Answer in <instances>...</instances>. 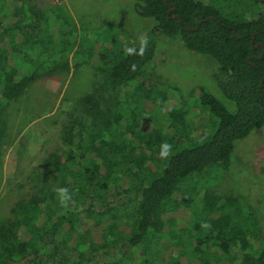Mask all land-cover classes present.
<instances>
[{
  "label": "trees",
  "instance_id": "1",
  "mask_svg": "<svg viewBox=\"0 0 264 264\" xmlns=\"http://www.w3.org/2000/svg\"><path fill=\"white\" fill-rule=\"evenodd\" d=\"M215 1L135 0V13L155 23L154 30L145 35L147 51L143 56H128L125 46L139 49L140 44L117 41L114 50L100 56L109 66L113 97L136 105L131 120L122 122L116 111L111 119L100 122L101 128L93 127L94 123L87 130L81 123L68 127L63 150L53 152L49 162L58 174V187L73 192L75 204L62 209L54 192L41 199L44 206L26 205L13 230L1 231L2 239L11 245L0 249V264H92L99 251L110 247H141L150 231L165 233L169 223H175L165 214L186 205L181 192L187 179L212 167L228 170L235 143L264 128V51L260 46H264V9L247 17L233 9L225 12ZM9 3L0 0V113L32 84L38 71L31 69L25 47L35 48L40 9L30 1L27 7L15 1L9 11ZM259 3L264 5V0H253L255 6ZM158 40H177L187 50L214 59L211 77L235 111L230 113L205 88H198L200 104L212 117L207 128L194 134L181 103L178 109H165L170 98L167 92L153 94L140 81L153 61ZM146 101L151 102L149 109ZM135 110L146 116L145 126L136 121L140 113ZM3 134L0 115V139ZM165 142L172 145V152L162 159L159 153ZM204 201L206 216L212 215L211 220H204L212 226L204 241L220 239L221 252L211 253L224 257L233 236L245 229L232 222L240 220L241 210L231 198L220 202L208 195ZM228 205H233L232 214L215 215ZM192 216L195 229L199 228ZM57 231L75 242L73 250L79 256L60 252L65 244L52 241ZM242 241L238 264H264V245L255 256L246 252L247 243ZM124 255L131 261L129 253Z\"/></svg>",
  "mask_w": 264,
  "mask_h": 264
},
{
  "label": "rangeland",
  "instance_id": "2",
  "mask_svg": "<svg viewBox=\"0 0 264 264\" xmlns=\"http://www.w3.org/2000/svg\"><path fill=\"white\" fill-rule=\"evenodd\" d=\"M7 1L9 6L15 1L26 7L29 1L34 3L42 19L38 39L34 40L35 48L25 47L31 69L38 70L36 79L19 97L3 106L0 113L4 121L0 139V249L11 245L2 239V229L13 230L26 205L38 202L44 206L41 199L58 187V174L49 159L53 152L63 150L62 139L72 123H81L84 130L93 123V127L101 128L100 122L111 119L116 111L121 113L122 122L131 120L130 112L136 105L113 97L108 84L109 66L100 56L114 50L117 41L139 45L138 37L155 28L152 19L135 13V0ZM238 1L216 0L215 3L225 8V12L233 9L247 17L263 10V5L255 6L253 0H240L235 7ZM214 66V59L187 50L177 40H158L153 61L140 81L153 94L167 92L170 98L165 109L173 106L178 109L181 103L186 119L191 120L193 132L197 134L207 128L212 117L200 104L198 88H205L230 113L235 111V105L223 97L211 77ZM145 107L149 109L151 102L146 101ZM94 111L101 116H96ZM136 121L142 126L147 124L142 113ZM263 167L264 128H261L235 143L228 170L208 168L182 184L181 195L186 205L181 204L165 214L175 222L171 226L169 223L165 233L150 231L141 247L124 248L120 244L103 255L97 253L91 263L238 264L236 256L242 254V240L247 243L246 252L257 256L264 245ZM208 195L220 202L234 199L235 206L241 210L240 220L234 218L232 222L236 220L245 229L240 236H233L224 257L211 253L221 252L220 239L204 241L207 230L201 228V223L212 219V215L207 217L204 212ZM233 210V205H228L215 215L232 214ZM196 214L199 215L196 217ZM192 215L197 218L199 228L195 229ZM60 234L57 231L52 241L55 244L58 241L60 246L64 243L67 256L77 257L76 252H69L75 242ZM124 252L131 255V261Z\"/></svg>",
  "mask_w": 264,
  "mask_h": 264
},
{
  "label": "clouds",
  "instance_id": "3",
  "mask_svg": "<svg viewBox=\"0 0 264 264\" xmlns=\"http://www.w3.org/2000/svg\"><path fill=\"white\" fill-rule=\"evenodd\" d=\"M138 39L140 44L139 49H137L135 46L132 47L125 46L124 48L125 55L143 56L145 54L148 47V38L147 36L142 35L138 37ZM171 152H172V145L165 142L161 145V151L159 155L162 159H167L168 156L171 154ZM55 193L58 203L62 209H68L69 207L75 204L74 194L67 187H57L55 189ZM201 228L205 230H210L212 226L210 223L205 221L201 223Z\"/></svg>",
  "mask_w": 264,
  "mask_h": 264
},
{
  "label": "flooded vegetation",
  "instance_id": "4",
  "mask_svg": "<svg viewBox=\"0 0 264 264\" xmlns=\"http://www.w3.org/2000/svg\"><path fill=\"white\" fill-rule=\"evenodd\" d=\"M263 5V4H262ZM263 9H264V5H263ZM56 245H58V244H56ZM111 249H112V247H110ZM61 251L60 252H65V253H67V251L68 250H65V249H60ZM69 252H76V256H79V253H78V251H75V250H70ZM103 253H105V251H99V253H98V255H103ZM110 253H113L114 254V252H110ZM68 254V253H67ZM101 261V260H100ZM109 261H111V260H109Z\"/></svg>",
  "mask_w": 264,
  "mask_h": 264
},
{
  "label": "water",
  "instance_id": "5",
  "mask_svg": "<svg viewBox=\"0 0 264 264\" xmlns=\"http://www.w3.org/2000/svg\"><path fill=\"white\" fill-rule=\"evenodd\" d=\"M197 26H199V24L197 25ZM234 33V32H233ZM262 48H263V51H264V46L263 45H260Z\"/></svg>",
  "mask_w": 264,
  "mask_h": 264
}]
</instances>
